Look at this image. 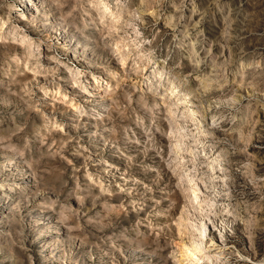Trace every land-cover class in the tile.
<instances>
[{
	"label": "rangeland",
	"instance_id": "rangeland-1",
	"mask_svg": "<svg viewBox=\"0 0 264 264\" xmlns=\"http://www.w3.org/2000/svg\"><path fill=\"white\" fill-rule=\"evenodd\" d=\"M193 263L264 264V0H0V264Z\"/></svg>",
	"mask_w": 264,
	"mask_h": 264
},
{
	"label": "bare ground",
	"instance_id": "bare-ground-1",
	"mask_svg": "<svg viewBox=\"0 0 264 264\" xmlns=\"http://www.w3.org/2000/svg\"><path fill=\"white\" fill-rule=\"evenodd\" d=\"M196 212V211H195ZM193 264H198V263H193Z\"/></svg>",
	"mask_w": 264,
	"mask_h": 264
}]
</instances>
